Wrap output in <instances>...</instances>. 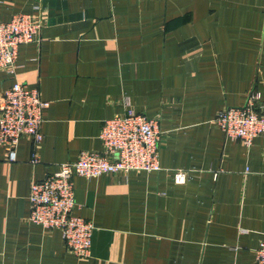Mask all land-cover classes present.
<instances>
[{
  "label": "crops",
  "instance_id": "0c3cea01",
  "mask_svg": "<svg viewBox=\"0 0 264 264\" xmlns=\"http://www.w3.org/2000/svg\"><path fill=\"white\" fill-rule=\"evenodd\" d=\"M16 13L40 31L0 70V103L19 81L48 106L38 162L29 136L14 161L0 146V264H257L264 135L246 145L214 119L264 96V0H0V21ZM129 108L159 119L162 169L74 176L75 213L95 225L80 258L28 220L30 187L102 149L103 122Z\"/></svg>",
  "mask_w": 264,
  "mask_h": 264
},
{
  "label": "built area",
  "instance_id": "2783aa9c",
  "mask_svg": "<svg viewBox=\"0 0 264 264\" xmlns=\"http://www.w3.org/2000/svg\"><path fill=\"white\" fill-rule=\"evenodd\" d=\"M39 31L40 24L29 13H16L10 20L0 21V70L14 74L20 46L35 41ZM47 106L38 88L16 81L5 90L0 103V146H6L10 161L17 159L18 143L24 136L33 140L32 161L40 160L37 150L43 140L41 126ZM214 122L227 138L250 145L255 137L264 135V96L252 92L244 105L220 110ZM160 133L158 118L133 108L106 119L100 133L102 149H83L77 159L57 163L55 170L32 182L28 220L59 230L71 252L89 257L95 225L75 213L81 205L76 200L74 176L161 170ZM174 176L183 183L188 173L178 169ZM256 263L264 264V240L256 250Z\"/></svg>",
  "mask_w": 264,
  "mask_h": 264
}]
</instances>
